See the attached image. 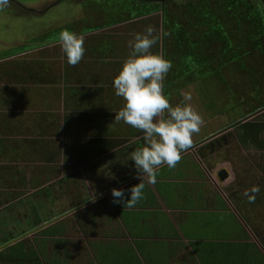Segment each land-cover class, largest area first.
<instances>
[{
	"label": "trees",
	"instance_id": "16d2710c",
	"mask_svg": "<svg viewBox=\"0 0 264 264\" xmlns=\"http://www.w3.org/2000/svg\"><path fill=\"white\" fill-rule=\"evenodd\" d=\"M147 1L154 3H151L149 7L140 6ZM91 3L96 8L97 20H88V29L76 32L80 35H87L100 29L161 12L164 55L172 61L173 65L164 81L165 92L169 96L170 102L173 105L180 103L182 100L181 91L190 86H197L201 96L211 97L212 102L209 101V108L214 111L216 105L213 96L223 99L224 94L228 93L231 101L244 109L245 113L242 118L250 114L253 115L249 120L242 122L245 126L246 136L258 138L259 133L264 131V84L255 79L261 71L260 68L264 71V6L258 5L252 0H191L185 3L177 0H169L168 3L163 0H94ZM142 9L145 10L140 11ZM102 20H105V23L109 21V23L104 25ZM99 22L101 24H98ZM59 34L60 32L52 37L47 35L45 38L47 42L59 41ZM119 34L115 36L99 34L94 35L92 41H84L86 52L81 62L76 66L67 64L65 54H63L64 62L57 59H9L18 53L33 49L37 45L16 48L12 52L2 51L0 52V80L7 84L2 88L10 89L7 93L11 94L17 85L31 82L36 84L51 83L53 86L48 90L50 89L55 109L59 107L57 101L59 102L63 95L61 86L64 87L66 108L70 110L78 109L77 106L83 105L84 97L92 92L98 93L100 96L103 86L110 82L113 96L115 93L114 79L111 80L109 74L120 70L124 59L131 52L129 41L134 36V33L128 35L127 31L120 36ZM159 42L160 40L153 47L154 52H161ZM240 74L249 77V80H246L243 85H239L241 82H234L237 76H241ZM114 75L116 77L117 74ZM97 85L101 86L97 87ZM245 85L252 87L255 94L245 93L243 91ZM40 88L38 89L43 93L35 95L33 107L42 109L45 107L46 95ZM107 90H110L109 87ZM6 97H0V99H6ZM178 98L180 99L178 100ZM175 99L176 102H174ZM88 105L86 102V107ZM108 106L110 107V105ZM239 107H234L236 112ZM0 110V122L7 119L4 117L7 115H17L19 119L22 116L15 112L9 113L12 111L11 109L3 111L2 107ZM39 114V120L44 122L47 117L46 113ZM54 115H56L54 120L55 135H57L61 132V126L57 123L61 117L60 113ZM82 118L92 123L91 115L84 114ZM114 118V113L102 114L101 119L95 118L97 126L101 127L100 131L102 130L104 134L107 136L118 135L116 139L113 137L112 139L103 138L99 143L100 146L96 145V154L103 155L109 150L116 149L117 159L121 160V157L126 159L129 157L126 154V147L135 145L137 148L138 145L140 147L144 145L143 133L135 128L125 127L126 124L122 121L116 122ZM77 120L81 121L79 118ZM105 121H112L116 129L108 127V124L105 125ZM128 135H132V137L137 135L139 139L133 145L126 146V139L121 138ZM135 146L133 147L135 148ZM165 166L162 165L159 170ZM69 178H61L58 183H65ZM139 182L137 180L130 186ZM178 183L174 185L173 180L168 179L166 173L162 175L159 173L156 183L152 185L169 208H187L183 212H173L175 217L179 216L178 222H181L193 210L188 211L192 207L190 203H183L186 200L183 196L186 191L181 193L176 186ZM166 184H169V187L163 188ZM179 184L186 185V183ZM145 194H147L146 200L150 208L158 210L160 202L151 185H146ZM143 201L144 198L137 205H142ZM164 217L169 220L166 212H164ZM171 224L174 228V224L172 222ZM216 243L219 244L221 251H218L221 258L219 260L221 262L218 264H264V254L255 243L233 240ZM10 248L12 254H9V257L19 255L18 245ZM230 253L236 260H233ZM208 264L211 263L208 262Z\"/></svg>",
	"mask_w": 264,
	"mask_h": 264
},
{
	"label": "flooded vegetation",
	"instance_id": "af4514ba",
	"mask_svg": "<svg viewBox=\"0 0 264 264\" xmlns=\"http://www.w3.org/2000/svg\"><path fill=\"white\" fill-rule=\"evenodd\" d=\"M62 1L64 0H41L38 1L41 4L36 2L29 7L16 0H8L7 6L0 8V16L9 15L10 19H15V23L18 22L19 25H23L32 22L29 19L32 16L45 14L49 9L61 4ZM68 1V3L66 2L67 11L61 12L57 16V18L66 16L64 25L63 22L59 23L58 28L68 25L74 32H79L80 26L87 25L86 10L89 12V18L93 17L89 20H97L96 8L91 2L89 3V0ZM177 1L185 3L191 0ZM252 1L264 6L263 0ZM163 2L168 3L169 0H163ZM43 7L44 9L41 10ZM11 8H14L17 13H14ZM80 13L81 15L78 16ZM26 15L28 17L23 18H28L27 20L21 18V16ZM54 22L58 23L57 19H54ZM18 30L20 28L9 30V37H13L14 40H12L13 38L2 37L0 43L13 44L9 47L12 50L28 45H37L35 48H50L55 45L56 48H59L60 41L47 42L45 36L49 29L42 34L40 31L34 36H26L23 39L16 37ZM235 123L236 121L231 122L222 128L225 133L223 136L216 135L209 142H207L208 140H201L196 143L194 149H196L197 155L203 145L210 150L208 151L209 154L201 151L196 158L187 157L190 159L186 161L188 162L186 169H181L183 171L181 172L182 176H178L177 180L179 183L190 184L189 191L195 202L190 210L216 211L221 204H225V210L232 213L234 218L241 222L244 227L243 231L238 232L239 234L235 235L232 240L254 242L264 254V131L259 133L258 138L247 137L244 123ZM235 145H239L245 152L250 151V160L258 172L257 178H252L256 180L251 182L252 179L240 176L242 168H236L228 159L229 167L234 176L231 173L232 179L228 183L219 184L213 177V170L224 159L222 153L223 155L230 154ZM243 162L244 164L247 163L245 160ZM91 165H95V162H91ZM123 171L127 173L126 169ZM189 172H195L193 174L194 179L188 180L186 176ZM115 174L112 178L110 177V183H104L106 185H97L96 187L94 183L89 184V188L79 192L75 202L63 203L64 210L59 209L62 208L60 205L53 206L58 210L51 209L49 215L43 217L42 221L34 223V226L30 228L23 227L21 222L17 223L10 220L9 222L18 228L9 233L11 238L1 239L0 264H201L197 258V252L192 246L185 245L184 238H161L159 231L162 229L156 227L161 219L155 214H149L152 208L146 200L147 194L144 195L142 205H136L132 208L113 203L112 189H127L130 184H122L131 178L129 176L125 180H119L120 178ZM59 179L55 185L64 189L66 182L58 183ZM102 180H104L103 177L98 181L102 182ZM90 181L92 180L89 178ZM105 181H108V178ZM254 185L259 186L260 191L255 194V201L249 202L245 192L250 193ZM151 187L158 193L154 186L151 185ZM180 192H183L182 186H180ZM47 198L50 200L52 197L50 194L46 195V201L49 203ZM135 211L143 212L147 216L134 217ZM178 211L183 212L185 209H171L162 198L160 199L158 212L170 213L168 218L173 224L179 220V216L175 217L173 212ZM164 219L166 218L164 217L162 220ZM149 225L158 229L157 231L153 229L154 234L150 233L152 235L148 234L149 231L147 232ZM235 230L238 231L239 228ZM160 239L169 241L170 246H173L174 241L179 243L178 247L174 251L172 249L167 255V261L162 256H152L153 254L150 253L152 251L149 243L157 242ZM15 245H21L19 246L20 253L9 257L8 255L12 254L10 247Z\"/></svg>",
	"mask_w": 264,
	"mask_h": 264
},
{
	"label": "rangeland",
	"instance_id": "374dc122",
	"mask_svg": "<svg viewBox=\"0 0 264 264\" xmlns=\"http://www.w3.org/2000/svg\"><path fill=\"white\" fill-rule=\"evenodd\" d=\"M19 3H23L25 5H28L29 7L32 6L34 3L41 1V0H16ZM48 1V0H47ZM90 1V0H89ZM94 1V0H92ZM91 1V2H92ZM98 1V0H97ZM150 1V0H149ZM264 1V0H263ZM66 2L68 3V0H64L62 1L61 4H59L58 6H55L52 9H49L48 12H46L43 15H35L34 17L32 16L31 21L29 23H25L23 25H19L18 22L15 23V19H10L9 15H4V16H0V40L2 39V37H8L9 39H12L13 37H9L10 33L9 30H11V28H20V30H18L16 32V37H18L19 39H23L26 36H34V34H38L41 31V34L45 31H47L46 36H50L52 37V35H56L59 32L63 31V30H71L70 26H62V27H57V25L59 23L63 22L64 25V18L66 17H62V18H57V16L59 14H61V12H65L67 11L66 8ZM143 2V1H140ZM151 3L154 2H145V4H140L141 7H149V5ZM38 4H41V2H38ZM45 7V6H44ZM41 8L42 9H44ZM68 7V6H67ZM89 9V8H88ZM11 10L14 13H17V11L13 8H11ZM145 9H142L140 11H143ZM65 14V13H64ZM112 14V12H111ZM80 14H78V16H80ZM86 18L92 19L93 17L89 18V12L88 10H86ZM161 12L156 13L155 15H150L141 19H136L130 22H125L119 25H114L112 27L106 28V29H100L97 31H94L92 33H89L87 35H82L84 37V41H92V39H94V35H99V34H106V35H112L115 36L116 34H123L126 31L128 32V35L132 34V33H137V32H143L147 26L152 25L154 26V28L157 30V32H159L161 34V38L160 40V50H161V44H162V27H161ZM23 17H28V15L26 16H21V18ZM20 18V17H18ZM110 18V17H109ZM108 18V19H109ZM25 20H27L26 18H23ZM54 19H57L58 23L54 22ZM61 19V20H60ZM104 23V25H106L107 23H109V21H107V23H105V20H102ZM36 22V23H35ZM98 24H101L100 22ZM89 25H85L83 24L82 26L79 27V31H81L82 29H88ZM9 29V30H7ZM26 29V30H25ZM72 31V30H71ZM119 34V36H120ZM127 35V36H128ZM45 36V37H46ZM14 40V38L12 39ZM13 46V44H5V43H0V52L5 51V52H12V49H10L9 47ZM59 48L55 45H52L50 48H35L33 50L27 51V52H23L20 53L19 55L15 56V57H11L9 59H22L20 56L21 54H30L32 55L31 57H29L28 59H57V60H61L62 62H64V56H63V51L61 48V44H58ZM25 59V58H24ZM260 73L259 75H257V77L255 79H257V81L259 80V83H263L264 84V71L263 69L260 68ZM241 75V74H240ZM246 80H249V77H245V76H237L234 80V82L236 83H240L239 85H243L244 82H246ZM7 84L3 83L2 80H0V97H4L6 96L8 93V91L10 89H5L2 88L4 86H6ZM51 86H53L51 83L48 84H36V83H26L24 85H17L13 91L14 94H21L23 95L21 98V110H27L26 104H29L32 100L31 94H34L38 91H33V90H39L40 89H48L51 88ZM63 88V86H61ZM21 90V91H20ZM20 91V92H19ZM40 91V90H39ZM182 91L185 92H191L192 94V105L194 108L198 109L200 111V113L202 114L203 118H204V125L201 127V130L198 134L193 136V144L190 147V149H187L183 154H182V158L180 160V162L176 165L175 168H168L167 166L163 167L162 169L158 170V173L164 174L166 173L167 178L168 179H172L174 182V185L176 183H178L177 177L178 176H182L181 175V169L185 168L186 169V164H188V162H186L188 159L187 157H191V158H196V156L199 155V153H201V151L205 152L206 154H209L208 151H210L209 149H207V147H205L203 145V148L201 149V151L198 153V155L196 154V149H194V145L196 143H198L201 140H208L207 142H209V140H211L213 137L217 136H223V134H225L222 131V128L224 126H227L228 124H230L231 122H234L235 120H240L242 119L243 114L245 113L244 109H242L241 107L237 106L234 104L233 101H231L230 96H228V93L224 94V98L221 99L220 97L218 98H214L213 96V100L214 103L216 105L215 110L213 111L211 108H209V101L212 102L211 97L210 98H206L200 95V92L197 88V86H190L188 88L183 89ZM212 91V89H211ZM243 91L247 94L252 93L253 95L255 94V90L252 91V87H247L246 85L243 87ZM30 92V93H28ZM41 92V91H40ZM61 93V92H60ZM214 93V92H213ZM62 95V94H60ZM59 99L58 103V110L59 112L63 111V102H62V98ZM182 98V97H181ZM180 98H178L179 100ZM29 102V103H28ZM176 102V99L175 101ZM254 103V102H253ZM174 105H176V103H174ZM32 106V104H31ZM239 107L237 109V112L235 111L234 107ZM3 107V111L4 110H16L19 108L18 104L16 103L15 105H10L8 104V101H6L5 103V99H0V108ZM5 108V109H4ZM9 108V109H7ZM234 109V110H233ZM1 111V110H0ZM36 111V110H33ZM60 136V135H59ZM63 137V136H62ZM61 137V138H62ZM59 140V139H58ZM62 140V139H61ZM137 140V138H133L130 139L128 141L129 145H133L134 142ZM126 141V140H125ZM135 146V145H133ZM126 147V154L127 157L126 159L124 157H121V160H116L117 162L115 164H113L112 162V168H114V165L116 166V164L118 165L116 167L115 170V175H117V177H119V180H125L126 178H128L129 176L132 178L133 176H136L137 171L135 169L134 163L132 162V160L130 159V154L132 151H134V149H136L134 147ZM140 147V145L137 146V148ZM250 151H243L239 145H235V148L233 147V151L230 154L223 155L224 159L219 162V164L217 165V167H215V169L213 170V177L216 179L215 175H214V171L218 168H220L221 166H228L229 167V161L232 162L236 168L241 169L242 168V172L240 174V176H244L246 177V179H252V178H257L258 172H256L257 170L255 169V165H253V163L250 160L251 156ZM225 154V153H224ZM105 156H101L99 158V160H97L95 162V168H99L98 165H102L105 162ZM115 158V157H114ZM228 159H230L228 161ZM243 160H245V163L243 162ZM62 163V162H61ZM60 163V166L62 167ZM71 168L68 170L69 172L71 171H76L77 168H79V166L75 165V162L73 161V165L71 164ZM122 166V167H121ZM126 169L127 173L125 171H123V169ZM132 168V170H131ZM230 168V167H229ZM246 168H248L247 170H245ZM80 170V169H79ZM231 171V169H230ZM62 174H64V172H61V170L59 171ZM135 173V174H133ZM195 172H189V174H187V178L189 179H194L193 174ZM232 173V171H231ZM103 174V173H102ZM107 174L109 175V171L107 172ZM233 174V173H232ZM114 175L112 174V176H110L111 178ZM234 176V174H233ZM110 177L104 176L103 178L104 180H102V182L96 180V182H94L93 178L91 177L90 179L92 181L89 182V177L83 180V178H77L73 177V178H69L68 181L70 182V185L67 186V184H69V182H66L65 188L62 189V187H59L58 185H53L54 187H52L53 189L50 190H39L38 192H34L31 194H27L26 192H22V193H17L13 196H10L9 193H4L1 194L0 193V242L2 238H6L9 239L11 238V235L9 233H11V231L15 228H18L15 224L9 222L10 220L12 221H16L17 223L23 224V227H27L30 228L32 226H34V223L42 221L43 217L49 215L51 213V209H57L58 208H54L53 206H57L60 205L59 208L60 210H64L63 208V203H70V202H75L76 197L79 195L80 191H85V189H87V187L91 185V183L96 184L97 185H106L104 184L105 182L110 183L111 179ZM57 178V176H56ZM53 178V179H56ZM62 178V177H61ZM106 178H108V181H105ZM232 178L226 180L223 184L228 183ZM245 179V180H246ZM44 178H40L37 185V188L40 187L41 184H44V188L48 187V184L44 183ZM58 178L54 181L55 184H57ZM253 180L255 181L256 179H252L251 182H253ZM16 182V180L14 181ZM18 182V181H17ZM248 183V181H247ZM54 184V183H53ZM90 184V185H89ZM173 185V186H174ZM172 186V187H173ZM179 189L180 186H182V184L176 185ZM88 187V188H89ZM169 184H166L165 186H163V188H168ZM183 191H186V193H184L183 196H185V201L183 203H190L191 206H193L195 204L192 194L189 191L190 188V184L186 183V185H183ZM1 188V187H0ZM131 187H128L127 189H129ZM125 189V190H127ZM67 190V192H66ZM171 190V189H170ZM41 191V192H40ZM189 191V193H188ZM50 194V197H52L50 200L49 198H47L49 201V203H47L46 201V195ZM159 202H160V195L158 193H156ZM166 195V194H165ZM27 196V197H25ZM9 197H11V199L14 198H18L19 200L22 198L21 201L19 202H14V203H7L6 200L10 199ZM64 197V198H63ZM79 199V198H77ZM221 199V198H220ZM64 200V202H63ZM5 201V203H7V206L2 207L4 204L3 202ZM198 205V204H197ZM66 206V205H65ZM196 206V205H195ZM217 206V205H216ZM218 207V206H217ZM220 208L216 211H211V210H201V211H192L191 213H189V216L186 217L185 220L178 222L176 221V224H174V228L170 222V220L164 219V214L163 212H158V210L156 208H153L152 212H150L149 214H155L157 215V217H160V223L156 224V227H159L160 229H162L160 232L161 238H167V237H173V238H184L185 239V245L188 247H193V249L197 252V258L199 259L201 264H208V262H210L211 264H218L221 261H219L220 258V248H219V244H217L216 242L218 241H232V239L235 238V235H238L241 230L243 231L244 227L242 225L241 222H239L236 218H234V216L232 215V213H230L229 211L225 210V204H221L219 206ZM207 208V207H206ZM187 209V208H186ZM185 209V211H186ZM201 209V208H200ZM190 209H188L189 211ZM53 212V211H52ZM148 214V215H149ZM122 216V214H121ZM134 217H141V216H147L146 214H144L143 212H139V211H135L133 213ZM236 228H239V230H235ZM153 229L155 231H157L158 229H156L155 227H151L149 225V228H147V232L149 235H152L150 233H153ZM154 234V233H153ZM182 242V241H181ZM177 241L173 242V246H170V242L167 240H158L157 242H150L149 243V247L151 249L153 255L152 256H162L165 258V260L167 261V255L170 254L171 250L178 247ZM188 244V245H187ZM175 245V246H174ZM21 246V245H18ZM220 251V252H218ZM218 252V253H217ZM231 257L234 259V257L232 256V253H230Z\"/></svg>",
	"mask_w": 264,
	"mask_h": 264
},
{
	"label": "crops",
	"instance_id": "0c3cea01",
	"mask_svg": "<svg viewBox=\"0 0 264 264\" xmlns=\"http://www.w3.org/2000/svg\"><path fill=\"white\" fill-rule=\"evenodd\" d=\"M125 60L126 58L124 61ZM118 72L109 74V78L113 80L115 78L114 74H118ZM93 86L96 87V85ZM99 86L101 85H97V87ZM107 87H109V91ZM111 88L112 84L110 82L103 86L100 96L98 93L92 92V94L90 93V95L84 97V103L79 106L80 108L77 106L78 109L70 110L66 108V98L63 87L62 112H59L58 108L55 109L50 89H43L46 100L44 99L45 107L42 109H40V107H33L36 99L35 95L43 93L39 90H33L38 92L31 94L32 100L29 101L30 103L28 102L29 104H26V107H29L27 110H21L20 108L23 95L14 93L7 94L5 103L8 101L10 105H15L17 103L19 106L18 109L9 111V113L15 112V114L17 113L19 116L21 114L22 116L19 119L17 115H7L6 112L3 114L7 115L4 116L7 119L0 122V193L4 194L2 192L5 191V193L7 192L10 196H13L22 192L31 194L39 190L51 191V186L53 187V185H55L54 181L61 177L73 178L77 176V178H83V180L92 177L93 180L95 179L94 182H96V180H99L103 175L107 177L112 176V174L114 175L117 164L116 166L114 165V168L111 166L112 162L115 164L117 162L116 160H118L116 149L109 150L103 155L96 154V145L100 146L99 143L103 138L112 139L113 137L116 139L118 137V135L107 136L104 134L102 130L100 131L101 127L97 126V121L95 120L96 117L101 119L102 114H115V112H118L119 109L123 107L125 103L123 98L116 96L115 93L113 97V89L111 90ZM86 102L89 104L88 107H86ZM107 104L110 105V107ZM42 112H45L47 116L44 122L40 121V118H38L40 115L39 113ZM58 113H60L61 119L57 121V123L61 126V132L55 135L54 120L56 115L54 114ZM84 114L91 115V118L93 117L92 115L96 116L92 118V123H90V121L88 122L86 119L82 118ZM78 118L80 120L82 118V120L76 121ZM104 124H108L107 126L112 127L114 130L116 129L112 121H105ZM125 127L129 129L132 128L129 125H125ZM114 133L117 134L116 131H114ZM137 135L133 137L132 135L122 136L121 139H126L125 145L128 146V139L137 138L138 140L139 137ZM55 153L58 155L55 156ZM101 156H105V162L102 165H98L99 168L96 169L95 165H91V162H96ZM73 161L79 168H77L76 171L69 172L68 170L72 167L71 164L73 165ZM60 170L64 172V174L61 175L59 172ZM108 171L109 175L107 174ZM40 178L45 179L44 183L48 184L47 188H44V184H41L40 187L37 188V186H39L37 183ZM15 180L16 182H14ZM69 185L70 182L67 186ZM9 198L10 199L6 200L9 204L22 200V198L20 200L18 198ZM7 203L4 201L2 207L7 206ZM169 214H167L168 217Z\"/></svg>",
	"mask_w": 264,
	"mask_h": 264
},
{
	"label": "clouds",
	"instance_id": "9594fccd",
	"mask_svg": "<svg viewBox=\"0 0 264 264\" xmlns=\"http://www.w3.org/2000/svg\"><path fill=\"white\" fill-rule=\"evenodd\" d=\"M8 0H0V8ZM161 34L149 25L143 32L134 34L129 41L131 52L114 78L115 95L122 97L124 105L115 112L114 120L123 122L143 133L144 145L130 154L138 173L139 183L125 190L113 188V203L129 208L143 200L146 185L155 184L162 165L175 168L182 154L193 144L205 121L193 107L191 92L181 91L182 100L173 105L165 92L164 81L172 68V61L160 51H153ZM59 41L67 64L76 66L83 59L86 48L84 37L71 30H63ZM260 191L254 185L245 192L249 202L255 201Z\"/></svg>",
	"mask_w": 264,
	"mask_h": 264
},
{
	"label": "water",
	"instance_id": "95a60500",
	"mask_svg": "<svg viewBox=\"0 0 264 264\" xmlns=\"http://www.w3.org/2000/svg\"><path fill=\"white\" fill-rule=\"evenodd\" d=\"M162 36L164 37L163 35V29H162ZM163 37H162V47H161V52L164 54V44H163ZM32 55L30 54H21V58L24 59V58H29L31 57ZM253 115L250 114V115H247L246 117L236 121L235 124H238V123H242V122H245L246 120H249L250 118H252ZM214 175L216 177V181L219 183V184H222L224 183L226 180L230 179L232 177L231 175V171H230V168L228 166H221L220 168L216 169L214 171ZM138 174L132 178H130L129 180H127L126 182H124L122 185H125V184H128L130 182H133L134 180H137ZM152 185V184H151Z\"/></svg>",
	"mask_w": 264,
	"mask_h": 264
}]
</instances>
